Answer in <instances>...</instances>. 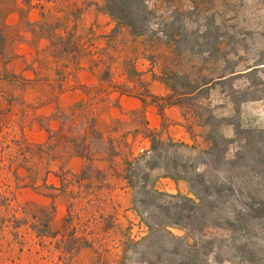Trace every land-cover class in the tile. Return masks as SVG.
Instances as JSON below:
<instances>
[{
	"label": "rangeland",
	"instance_id": "rangeland-1",
	"mask_svg": "<svg viewBox=\"0 0 264 264\" xmlns=\"http://www.w3.org/2000/svg\"><path fill=\"white\" fill-rule=\"evenodd\" d=\"M147 5L152 11L146 34L152 69L163 74L172 100L182 104L191 132H199L207 142L200 148L183 143L169 146V139L158 135L164 142L154 151L127 162L126 176L134 185L128 197L142 220L156 225L169 221L165 214L169 196L181 194L153 187L159 171L166 176L176 171L194 176L208 169L209 180L217 176L236 186L264 185L263 164L249 162L255 171L244 168L247 174L242 178L226 161L244 148L249 135L244 130L254 136L263 130L248 123L259 118L264 108V0H147ZM10 95L0 81V264L115 263L119 246L128 242L120 232L125 224L117 222L113 193L95 188L81 194L65 179L70 174L60 172L58 164L68 146L60 144L56 150L55 141H50L42 152L27 136L31 124L23 120L21 106ZM213 139L219 154L211 157L202 151L211 147ZM49 173L52 181L57 175L64 182L56 189L48 186ZM217 217L214 209L194 228L167 227L172 238L163 233L153 237L159 231L150 230L145 241L130 246L128 261L251 264L236 254L231 232L211 224ZM101 229L108 231L105 237L100 236ZM131 229L125 227L128 236ZM257 231V247L264 249L260 225ZM221 239L228 242L220 245ZM103 244L110 247L109 253L100 251Z\"/></svg>",
	"mask_w": 264,
	"mask_h": 264
},
{
	"label": "crops",
	"instance_id": "crops-1",
	"mask_svg": "<svg viewBox=\"0 0 264 264\" xmlns=\"http://www.w3.org/2000/svg\"><path fill=\"white\" fill-rule=\"evenodd\" d=\"M105 7V0H0V81L42 152L50 141L55 149L68 146L58 164L70 174L65 179L81 194L95 188L113 193L117 222L133 232L128 236L121 227L128 243L119 246L113 264H143L128 261L130 246L145 241L150 229L128 197L127 162L150 152L153 136L199 148L207 142L191 132L182 104L152 69L146 35H133ZM262 111L248 125L264 129ZM159 172L155 189L192 196L186 180ZM45 182L56 189L64 181L57 175L52 181L49 173ZM107 232L101 229L100 236ZM100 251L110 247L100 245Z\"/></svg>",
	"mask_w": 264,
	"mask_h": 264
},
{
	"label": "trees",
	"instance_id": "trees-1",
	"mask_svg": "<svg viewBox=\"0 0 264 264\" xmlns=\"http://www.w3.org/2000/svg\"><path fill=\"white\" fill-rule=\"evenodd\" d=\"M105 1L106 11L121 25L129 28L133 35L143 36L149 32L152 11L147 5V0ZM4 45L5 37L0 31V51ZM244 131L249 133L244 148L237 151L233 159L226 160L231 167L237 169V175L242 178L247 174L244 168L255 171L254 165L251 166L249 162L264 165V129L258 131L256 136L250 130ZM255 138L259 146L256 144ZM163 142L162 139L153 136L151 152L157 148L159 143ZM166 142L169 146L179 144L170 139ZM226 151L227 149L224 150V156ZM218 152L219 145L215 139L212 140L211 147L208 150L202 151V153H206L211 157L218 155ZM206 167L208 168L207 164ZM209 171L207 169L203 173H197L194 176L185 175L178 171L167 173V176L171 178L186 180L194 198L182 194L169 196L171 200L167 201L169 206L165 208V214L169 217L168 222L154 225L143 219L151 231H159L155 235L153 234V237L163 233L164 236L172 238L174 236L170 232H166L167 227L194 228L202 220H207L208 214L216 209L218 217L211 224L231 232L230 241L233 242L235 252L239 255L241 261L243 263L264 264V249H259L255 241V237L259 233L257 225L261 226V233L264 234V185L241 182L236 186L231 181L225 179L221 181L217 176H213L209 180L206 177ZM260 173L264 176L263 172ZM130 183L133 187L132 181ZM158 195L163 197L164 193H158ZM208 205L210 208L206 210ZM229 209L232 213H230V216L227 215ZM138 212L142 215L140 210ZM208 225L209 222L203 224V228ZM226 242L228 240L221 239L220 245H224ZM208 243L212 242L209 241Z\"/></svg>",
	"mask_w": 264,
	"mask_h": 264
}]
</instances>
